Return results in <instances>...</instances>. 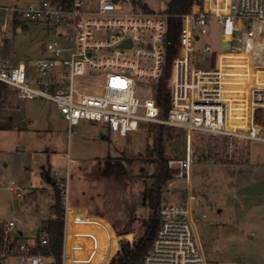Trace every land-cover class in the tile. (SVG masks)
<instances>
[{"label": "rangeland", "instance_id": "1", "mask_svg": "<svg viewBox=\"0 0 264 264\" xmlns=\"http://www.w3.org/2000/svg\"><path fill=\"white\" fill-rule=\"evenodd\" d=\"M30 1L33 0H0V6H20ZM141 4L155 11L167 6L163 0H141ZM2 25L0 11V29ZM19 25L20 33L14 31L8 19L0 56L9 55L15 62L26 64L42 56L46 43L54 36V27L29 21ZM205 44L213 52L219 51L214 59L225 73L229 118L244 130L248 92L250 88L264 87V81L258 79L260 72L264 77V64L250 53H222L225 42L215 21L209 34L200 38L197 50ZM202 56L206 62L198 58L197 62L207 67L209 55ZM27 70L39 74L34 66H27ZM152 94L155 96V89L149 92L142 85L139 88L140 98H150ZM1 105L0 127L6 129L0 130V221H13L16 228L36 238L40 230L47 229L49 220L43 219L39 225L38 219L52 215L61 182L68 185L69 207L95 215L78 221L67 211L66 264H94L103 240L110 243L103 264H109L121 243L132 245L143 234V222L152 216L145 195L156 188L161 200L158 219L162 205L182 202L188 192H196L195 206L204 216L196 227V237L209 263L264 264V142L198 136L194 143L196 161L187 180L177 182L170 173L167 181L158 184L156 178L163 167L158 152L162 151L164 162L185 157L184 130L143 122L137 131L119 138L111 135L105 124L82 121L69 134L55 104L44 99H19L16 90L8 86ZM149 115L162 118L158 107ZM254 117L264 127V109L257 110ZM107 163L119 167L105 174ZM48 164L52 169L50 183L54 182L51 189L41 174V167ZM49 170L47 166L44 174ZM11 182L27 189L21 192V198L10 191ZM29 187L33 188L31 192ZM44 188L40 193L38 189ZM35 199L36 205H31ZM63 218L62 253L65 211ZM76 225L79 229H75ZM7 261L18 264L17 258Z\"/></svg>", "mask_w": 264, "mask_h": 264}, {"label": "built area", "instance_id": "2", "mask_svg": "<svg viewBox=\"0 0 264 264\" xmlns=\"http://www.w3.org/2000/svg\"><path fill=\"white\" fill-rule=\"evenodd\" d=\"M171 0H163L169 4ZM167 6L149 9L141 0H33L24 5L0 6L3 25L0 48L4 47L8 19L15 32L21 21L50 24L54 36L42 56L28 63L0 56V83L16 90L22 100L44 99L55 104L69 134L82 121L105 124L113 136L124 138L140 123L156 122L182 129L187 135L186 155L168 159L166 168L177 182L186 181L196 161L198 136L264 142V127L255 112L264 109V87L248 92V120L240 130L230 121L225 73L218 66L209 44L197 50L202 36L216 22L225 42L226 55H256L263 47L264 0H192L187 12L172 15L181 21L178 52L171 61L167 88L169 109L162 118L150 116L157 108L155 96L139 97L141 85L155 89L166 64ZM197 53H201L197 56ZM209 55L208 66H199ZM217 57V56H216ZM202 63V64H204ZM34 66L39 74L27 70ZM60 203L69 208L68 185L60 184ZM17 197L20 190L10 183ZM196 192L184 201L169 203L159 210V228L141 264H211L198 244L196 227L201 218L195 206ZM49 234L20 241L13 221H0V264L17 258L18 264H56L41 252ZM63 259V255H62Z\"/></svg>", "mask_w": 264, "mask_h": 264}, {"label": "trees", "instance_id": "3", "mask_svg": "<svg viewBox=\"0 0 264 264\" xmlns=\"http://www.w3.org/2000/svg\"><path fill=\"white\" fill-rule=\"evenodd\" d=\"M192 0H171L167 6V39H166V64L161 79L155 87V103L160 109L161 117H165L169 109V91L167 88V79L169 78V72L171 67V61L178 52L179 35L181 32V21L179 18H175L172 15L183 14L188 11ZM259 80L264 81L262 72L258 75ZM6 85L0 83V112L2 109L1 100ZM6 128L0 127V130ZM142 158V157H141ZM159 162L163 164L160 174L156 178V183L165 182L170 178V172L166 168V162L162 158V151L158 152ZM137 159V158H136ZM116 167L119 166L110 165L107 163L104 170L105 174H110L112 171H116ZM48 175V174H46ZM145 199L147 200L148 207L152 212L151 218L143 222L144 231L143 234L131 245L128 242L121 243L120 248L116 254L111 258L109 264H135L141 261L146 252L151 247L155 234L159 228V219L157 216L158 208L160 206V192L158 188L155 190H149ZM59 191L55 192V203L51 207L52 215L54 218L47 221L46 230L49 234L48 244L41 252L45 255H51L54 257L56 264H62V246H63V234H64V218L63 208L60 206Z\"/></svg>", "mask_w": 264, "mask_h": 264}, {"label": "crops", "instance_id": "4", "mask_svg": "<svg viewBox=\"0 0 264 264\" xmlns=\"http://www.w3.org/2000/svg\"><path fill=\"white\" fill-rule=\"evenodd\" d=\"M72 164H74L73 163V161L71 162ZM48 166V168L50 169L49 170V173H48V175L50 176V173H51V166H50V164H48V165H45V166H43V167H41V170H42V172H41V174H43L42 176L43 177H46V174H44L45 172H44V170H45V168ZM45 167V168H44ZM47 184L49 185V187H50V189L52 188V186H54V185H52L51 183H48L47 182ZM15 185V184H14ZM16 186V185H15ZM19 190H20V196H19V198H21V192L23 191V192H25V190H27V189H20L18 186H16ZM30 189H33L32 187H29L28 188V191L29 192H31V190ZM39 191H40V193L42 192H44L46 189L44 188L42 191L40 190V189H38ZM28 192V193H29ZM83 193V192H82ZM38 196H40L39 195V193H38ZM38 196H37V198H38ZM36 199L34 200V201H32V204L31 205H36ZM49 206H50V204H49ZM71 211V214L76 218V219H78V221H79V219H83V218H88V217H90V216H95V215H93L92 213H90V212H88V213H85V212H82V211H79V210H77V209H75L74 207L72 208V207H69L68 208V211ZM66 217H67V213L65 214V240H64V247H63V264H66V230H67V225H66ZM54 218V215H49V216H47V217H43V218H40V219H38L39 220V225H40V223L43 221V219H44V221H46V220H51V219H53ZM78 227V225H76L75 226V229H79V228H77ZM17 230H18V233H19V240L20 241H25V240H30V239H32V238H34L35 236H30L29 234H26L22 229H19V228H16ZM70 232V231H69ZM39 234V233H38ZM72 258H73V256H72ZM72 258H71V260H72ZM74 259V258H73ZM7 264H9V262L7 261ZM74 264V263H73ZM80 264V263H79ZM82 264V263H81Z\"/></svg>", "mask_w": 264, "mask_h": 264}, {"label": "bare ground", "instance_id": "5", "mask_svg": "<svg viewBox=\"0 0 264 264\" xmlns=\"http://www.w3.org/2000/svg\"><path fill=\"white\" fill-rule=\"evenodd\" d=\"M255 53H256L255 56L259 57L261 63L264 64L263 47H258ZM109 250H110V243L107 240L100 241L94 264H103V262L105 261L108 255Z\"/></svg>", "mask_w": 264, "mask_h": 264}, {"label": "water", "instance_id": "6", "mask_svg": "<svg viewBox=\"0 0 264 264\" xmlns=\"http://www.w3.org/2000/svg\"><path fill=\"white\" fill-rule=\"evenodd\" d=\"M46 180H47V182L48 183H50V181H51V178H50V176L49 175H46ZM52 185H54V182L53 183H51Z\"/></svg>", "mask_w": 264, "mask_h": 264}]
</instances>
